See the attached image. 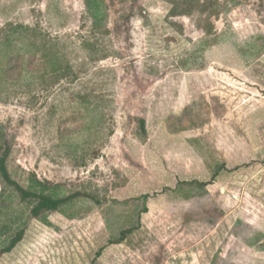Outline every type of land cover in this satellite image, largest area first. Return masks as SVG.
<instances>
[{
  "label": "rangeland",
  "instance_id": "rangeland-1",
  "mask_svg": "<svg viewBox=\"0 0 264 264\" xmlns=\"http://www.w3.org/2000/svg\"><path fill=\"white\" fill-rule=\"evenodd\" d=\"M102 1L93 26L84 0H0V28L40 47L0 72L10 175L93 197L47 225L0 180V205L26 222L0 264H264V0H217L206 32L163 0ZM142 194L140 226L108 244Z\"/></svg>",
  "mask_w": 264,
  "mask_h": 264
},
{
  "label": "trees",
  "instance_id": "trees-1",
  "mask_svg": "<svg viewBox=\"0 0 264 264\" xmlns=\"http://www.w3.org/2000/svg\"><path fill=\"white\" fill-rule=\"evenodd\" d=\"M171 4L169 11L171 16L187 15L189 17L197 16V25L199 28L206 32L210 29V17L212 15H218L220 12L217 5V0H163ZM232 1V0H231ZM85 8L93 26H96L100 21L103 9L102 0H84ZM26 27L22 25H15L13 23H7L0 28V72L7 67L8 59L15 56H24L25 54L32 52H39V44L35 42L36 36L32 32L26 34ZM41 46V45H40ZM34 54V53H32ZM40 58L45 61L46 55L40 53ZM49 60V65L52 67L61 65L62 62L55 56ZM139 130L142 136L146 135L145 119L140 117ZM11 143L7 138L5 128L0 124V180L4 187L11 188L21 200L31 203L29 214L31 218L38 221L49 224L47 221V215L54 211H60L63 206L70 203L76 197H82L85 199L93 200V197L87 194H80L78 192H72L64 195L61 193L62 187L59 184L52 183L48 180L40 181L35 175H30L28 178L27 187L22 186L19 182L12 178L7 167V160L11 151ZM221 166V165H220ZM218 172V171H217ZM217 172H214L211 176V180L216 176ZM185 184L196 186L204 189L209 183L207 181H184ZM2 193H0V197ZM147 194L140 195L137 199L141 200V209L135 211L133 216V224L129 227L121 228L118 231V235L115 239H109L108 244H119L123 242L134 229L140 226V220L142 213L148 210L146 202L148 199ZM3 205H0V234H7L6 243L0 245V255L9 253L15 248V246L23 239L26 230V222L19 215H14L13 211H9ZM104 247H100L93 258V261L97 260Z\"/></svg>",
  "mask_w": 264,
  "mask_h": 264
},
{
  "label": "crops",
  "instance_id": "crops-1",
  "mask_svg": "<svg viewBox=\"0 0 264 264\" xmlns=\"http://www.w3.org/2000/svg\"><path fill=\"white\" fill-rule=\"evenodd\" d=\"M261 112V109H256V111L254 110V111H249L248 113H246L245 114V116H244V121H246V123L248 122V121H251L252 119H254L255 117H256V114L258 113H260ZM248 124V123H247ZM223 183V182H222ZM225 184V183H224ZM211 185V184H210ZM223 185V184H222ZM208 186V185H207ZM207 186H205V188L207 187ZM224 187H226L225 189H223L224 190V192H222V194H225V192H226V189H229L230 187H232V185H231V181L229 180V183H226L225 184V186ZM211 189H208V191H210ZM228 214H226V215H224L223 216V218H221V220L219 221V224H221V222L224 220V219H226L228 216H227Z\"/></svg>",
  "mask_w": 264,
  "mask_h": 264
}]
</instances>
